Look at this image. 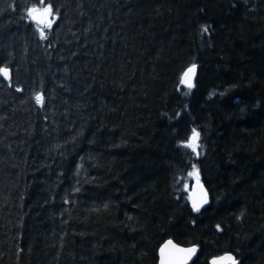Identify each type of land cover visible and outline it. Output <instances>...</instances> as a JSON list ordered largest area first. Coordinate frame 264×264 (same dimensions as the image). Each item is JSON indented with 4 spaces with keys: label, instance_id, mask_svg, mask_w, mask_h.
<instances>
[{
    "label": "trees",
    "instance_id": "1",
    "mask_svg": "<svg viewBox=\"0 0 264 264\" xmlns=\"http://www.w3.org/2000/svg\"><path fill=\"white\" fill-rule=\"evenodd\" d=\"M169 238L264 264V0H0V264Z\"/></svg>",
    "mask_w": 264,
    "mask_h": 264
},
{
    "label": "water",
    "instance_id": "2",
    "mask_svg": "<svg viewBox=\"0 0 264 264\" xmlns=\"http://www.w3.org/2000/svg\"><path fill=\"white\" fill-rule=\"evenodd\" d=\"M191 69V71H190ZM7 77H11L10 69H6ZM198 76L197 65L189 67L184 75L182 82L187 86H194ZM209 199V191L206 185L200 180L192 183L190 190V202L194 209L202 208ZM194 205L196 207H194ZM195 249V252L188 250ZM201 248L198 244L186 245L173 238L167 239L159 249V264H192L200 255ZM210 264H241V259L233 252L211 257Z\"/></svg>",
    "mask_w": 264,
    "mask_h": 264
},
{
    "label": "snow or ice",
    "instance_id": "3",
    "mask_svg": "<svg viewBox=\"0 0 264 264\" xmlns=\"http://www.w3.org/2000/svg\"><path fill=\"white\" fill-rule=\"evenodd\" d=\"M38 2H39V0H38ZM33 11H34V9H30V10H29V15H31ZM46 11H50V8H49V9H46ZM204 31H205V32L208 31L207 27L204 28ZM190 71H191V69H190ZM6 74H7V73H5V75H6ZM36 100H37L38 103H43V97H42L41 95H37V96H36ZM194 135H198V134H194ZM194 207H196V206L194 205ZM196 210H198V208H197ZM188 251H190V252H195V249H190V250H188Z\"/></svg>",
    "mask_w": 264,
    "mask_h": 264
},
{
    "label": "rangeland",
    "instance_id": "4",
    "mask_svg": "<svg viewBox=\"0 0 264 264\" xmlns=\"http://www.w3.org/2000/svg\"><path fill=\"white\" fill-rule=\"evenodd\" d=\"M193 178L194 179H199V176L197 175V174H195L194 176H193ZM194 181H191V182H189L187 185H185V189H186V191H185V194L187 195V197L190 199V190H191V187H192V183H193Z\"/></svg>",
    "mask_w": 264,
    "mask_h": 264
},
{
    "label": "bare ground",
    "instance_id": "5",
    "mask_svg": "<svg viewBox=\"0 0 264 264\" xmlns=\"http://www.w3.org/2000/svg\"><path fill=\"white\" fill-rule=\"evenodd\" d=\"M6 69H8V68H6ZM5 69V70H6ZM11 71V70H10ZM7 75V74H6ZM184 75V74H183ZM182 79H183V77H182ZM182 84H183V82H182ZM184 86H187V85H185V84H183ZM187 87H192V86H187ZM190 205H191V202H190ZM192 206V205H191ZM193 208V207H192Z\"/></svg>",
    "mask_w": 264,
    "mask_h": 264
}]
</instances>
